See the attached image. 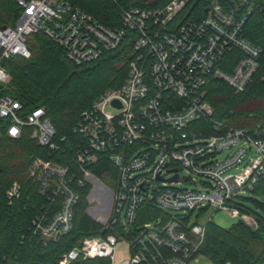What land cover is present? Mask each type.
<instances>
[{"label":"built area","instance_id":"2783aa9c","mask_svg":"<svg viewBox=\"0 0 264 264\" xmlns=\"http://www.w3.org/2000/svg\"><path fill=\"white\" fill-rule=\"evenodd\" d=\"M192 1L132 7L123 12L122 28H110L63 0H19L16 24L0 27V83L8 80L4 60L31 56L27 41L34 33H45L78 65L133 35L127 78L101 94L75 128L78 173L70 168L69 175L67 167L43 158L32 166L39 192L57 206L52 216L33 220L34 236L50 241L71 232L80 199L76 188L86 186L87 214L110 230L82 238L58 264H113L115 247L124 240L130 257L122 264H190L201 256L207 224L213 222L191 223L193 215L214 209L254 229L264 222L247 205L256 195L264 209V126L235 128L216 120L207 99L210 80L240 94L264 70L263 49L246 37L255 4L209 0L205 16L179 22ZM22 111L18 100L0 98V117L10 121L7 135L19 139L32 127L30 136L40 146L58 149L45 109L24 116ZM101 154L117 167L113 188L91 171ZM6 195L18 198V184ZM107 208V219L98 221L95 216Z\"/></svg>","mask_w":264,"mask_h":264},{"label":"trees","instance_id":"16d2710c","mask_svg":"<svg viewBox=\"0 0 264 264\" xmlns=\"http://www.w3.org/2000/svg\"><path fill=\"white\" fill-rule=\"evenodd\" d=\"M19 0H0V27L14 26L22 9ZM90 14L110 28L123 27V12L132 7L156 9L167 0H63ZM195 1V0H194ZM192 1L179 22L205 16L209 0H201L193 8ZM255 10L249 19L246 37L263 49L264 62V0H252ZM133 35L129 33L121 46L91 62L78 65L70 61L62 46L43 32L28 37L31 56L12 57L3 61L8 80L0 83V98L10 96L22 106V116L36 108H44L55 129L59 148L51 150L31 138L32 127H25L19 139L7 135L8 119L0 117V264H58L86 236L107 234L102 225L86 212L90 187L76 188L80 194L75 207L71 232L58 240L45 241L33 235L32 222L38 216H52L57 206L39 192V184L32 175L36 158L59 163L78 173L73 147L80 140L75 132L84 111L104 92L122 85L128 75ZM258 74L246 92L236 94L227 84L212 79L207 99L213 106L216 120L235 128L254 129L264 126V81ZM91 171L109 187L117 185L118 170L107 155L101 154ZM18 184L20 196L12 200L7 190ZM255 189V193L260 191ZM264 195V191L262 192ZM199 254L212 264H263L264 222L254 229L242 223L222 228L214 222L207 224ZM98 262L105 264L106 261Z\"/></svg>","mask_w":264,"mask_h":264},{"label":"rangeland","instance_id":"374dc122","mask_svg":"<svg viewBox=\"0 0 264 264\" xmlns=\"http://www.w3.org/2000/svg\"><path fill=\"white\" fill-rule=\"evenodd\" d=\"M33 169V168H32ZM234 173H237L236 170H234ZM259 196L251 195L250 199L247 203L248 207L254 211H257L260 215L264 217V209L263 207L257 203V201H260ZM264 199V197H263ZM107 208L103 214H98L95 216L96 219L100 222H104L107 219L108 216V210ZM210 219L218 226L222 228H230L232 227L236 222L234 219L229 217L225 212L218 211L215 213L214 209H210L205 211L204 213L200 214L198 217L193 215L191 218V223L198 222L199 225L204 226L206 225ZM130 257L129 254V245L128 241L124 240L123 242H120L115 247V252L113 256V264H122L124 261L128 260ZM190 264H212L207 258L203 256H198L195 258Z\"/></svg>","mask_w":264,"mask_h":264},{"label":"water","instance_id":"95a60500","mask_svg":"<svg viewBox=\"0 0 264 264\" xmlns=\"http://www.w3.org/2000/svg\"><path fill=\"white\" fill-rule=\"evenodd\" d=\"M200 1H201V0H195V2L193 3V5H192V7H191V9H190V12H189V14H188L187 16L190 15V13H191V11L193 10V8H194L195 6H197V5L199 4ZM115 105H117L116 102H115ZM93 219H94V218H93Z\"/></svg>","mask_w":264,"mask_h":264}]
</instances>
